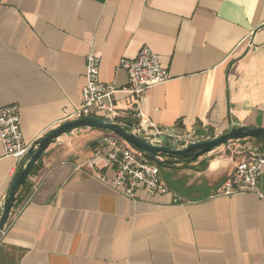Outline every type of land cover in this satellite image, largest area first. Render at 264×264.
I'll use <instances>...</instances> for the list:
<instances>
[{
  "label": "crops",
  "instance_id": "1",
  "mask_svg": "<svg viewBox=\"0 0 264 264\" xmlns=\"http://www.w3.org/2000/svg\"><path fill=\"white\" fill-rule=\"evenodd\" d=\"M143 47L171 80L140 100L117 93L119 122L141 110L158 128L207 137L264 128V0H0V108L19 105L31 145L73 120L88 55L101 59L100 81L124 89L118 63ZM110 134L80 129L50 145L17 190L0 264H264V197H213L249 153L222 145L193 162L161 157L174 186L160 174L187 203L145 190L126 198L87 166ZM18 166L0 141V216Z\"/></svg>",
  "mask_w": 264,
  "mask_h": 264
},
{
  "label": "built area",
  "instance_id": "2",
  "mask_svg": "<svg viewBox=\"0 0 264 264\" xmlns=\"http://www.w3.org/2000/svg\"><path fill=\"white\" fill-rule=\"evenodd\" d=\"M100 63L101 59L94 53L86 58V84L82 89V102L71 117L73 120L94 115L116 121L119 118L116 111L117 93L125 92L140 100L147 90L171 80L159 55L149 47H143L136 59H120L117 70H125L129 76V85L124 89H119L115 82L105 84L100 81ZM137 121L135 133L139 135L148 137L160 132L141 110ZM0 141L6 155L18 162L31 148L24 141L20 107L17 104L0 108ZM250 155L248 159L237 161L234 174L213 197L238 193H256L260 198L264 197L260 187V179L264 174V153L252 152ZM83 166L79 165L78 169H83ZM87 166L91 176L102 180L126 198H134L138 190H145L148 195L169 194L173 196L174 203H187L169 188L160 174L159 164L114 133L98 143ZM108 171L113 172L112 177L107 175Z\"/></svg>",
  "mask_w": 264,
  "mask_h": 264
},
{
  "label": "water",
  "instance_id": "3",
  "mask_svg": "<svg viewBox=\"0 0 264 264\" xmlns=\"http://www.w3.org/2000/svg\"><path fill=\"white\" fill-rule=\"evenodd\" d=\"M138 121L125 120L119 122L107 120L99 116H87L76 120L66 121L55 129H52L46 136L31 144L27 154L18 162V170L13 178L11 186L7 192L5 202L0 216V235L12 213V208L17 199V190L25 185L35 166L39 164L50 145L64 134L73 133L80 129H102L110 131L119 136L124 142L131 144L134 148L151 158L159 165L166 164L169 158L174 161L193 162L205 156L220 146L252 138H264V128L255 126L236 125L218 136L207 137L200 135L197 131L185 132L181 128L164 129L148 137L135 133Z\"/></svg>",
  "mask_w": 264,
  "mask_h": 264
},
{
  "label": "rangeland",
  "instance_id": "4",
  "mask_svg": "<svg viewBox=\"0 0 264 264\" xmlns=\"http://www.w3.org/2000/svg\"><path fill=\"white\" fill-rule=\"evenodd\" d=\"M226 147L224 149H227L229 152L231 151L234 154L238 153H249L252 152H260L263 153L261 149V145L255 140V139H246L242 141H235L228 144H225ZM167 164L160 165L161 167V173L163 174L165 180L170 183L172 186H174L173 182V174H171L167 168L165 167Z\"/></svg>",
  "mask_w": 264,
  "mask_h": 264
},
{
  "label": "trees",
  "instance_id": "5",
  "mask_svg": "<svg viewBox=\"0 0 264 264\" xmlns=\"http://www.w3.org/2000/svg\"><path fill=\"white\" fill-rule=\"evenodd\" d=\"M129 121H132V120H129ZM200 135H208L207 133H204V134H202V133H199ZM252 139H255L260 145H261V149H262V151H263V153H264V138L263 137H259V138H252ZM149 158V157H148ZM149 159H151V158H149ZM180 162H184V161H180ZM19 189V188H18Z\"/></svg>",
  "mask_w": 264,
  "mask_h": 264
}]
</instances>
